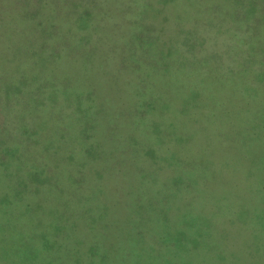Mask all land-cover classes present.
Wrapping results in <instances>:
<instances>
[{
    "label": "rangeland",
    "instance_id": "rangeland-1",
    "mask_svg": "<svg viewBox=\"0 0 264 264\" xmlns=\"http://www.w3.org/2000/svg\"><path fill=\"white\" fill-rule=\"evenodd\" d=\"M16 144L0 264L11 208L61 264H264V0H0Z\"/></svg>",
    "mask_w": 264,
    "mask_h": 264
},
{
    "label": "trees",
    "instance_id": "trees-1",
    "mask_svg": "<svg viewBox=\"0 0 264 264\" xmlns=\"http://www.w3.org/2000/svg\"><path fill=\"white\" fill-rule=\"evenodd\" d=\"M21 147L18 144H16L15 147L13 148H7V150L4 151L5 153H0V165H3L2 167H7V168L15 167V161H18L19 158L22 156L21 153L24 152L23 150L24 147L23 146ZM45 167L49 170L51 169L53 170V168L50 165ZM11 177L13 178L12 179L13 183L12 184L8 183V184L17 188L18 186L16 183L17 180L16 178H19V174L12 171ZM32 189L34 190L33 187ZM30 192L32 191L30 190ZM18 193L20 194L19 190ZM19 194L14 197V200L18 201L20 200V198H22L21 194L20 195ZM10 213H9V217L15 219L14 231L11 233V239L13 240L12 241L13 244H11V251L14 260L21 264H24V262L27 264H61L62 261L56 257L59 246L57 245V240L52 238L54 237V235L49 236L47 234H44L43 236L41 233H39L36 230L34 232V228L32 232L28 231V233L25 231H20L19 226L21 225V221H22V213H18L16 208L14 209V212L13 209L11 208ZM6 225L7 224L5 223V228ZM5 228H2L3 230L2 232L7 231Z\"/></svg>",
    "mask_w": 264,
    "mask_h": 264
}]
</instances>
